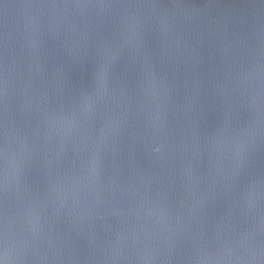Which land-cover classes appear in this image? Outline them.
<instances>
[{"label":"water","instance_id":"95a60500","mask_svg":"<svg viewBox=\"0 0 264 264\" xmlns=\"http://www.w3.org/2000/svg\"><path fill=\"white\" fill-rule=\"evenodd\" d=\"M72 264H264V0H101Z\"/></svg>","mask_w":264,"mask_h":264}]
</instances>
